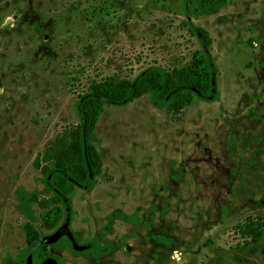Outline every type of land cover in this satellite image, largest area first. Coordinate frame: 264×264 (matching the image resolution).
<instances>
[{
  "label": "rangeland",
  "instance_id": "1",
  "mask_svg": "<svg viewBox=\"0 0 264 264\" xmlns=\"http://www.w3.org/2000/svg\"><path fill=\"white\" fill-rule=\"evenodd\" d=\"M195 52L210 59L212 96L177 110L149 94L105 105L101 174L41 227L37 201L55 195L47 150L72 141L80 97ZM262 221L264 0L205 15L184 0H0V264H264V236L247 227Z\"/></svg>",
  "mask_w": 264,
  "mask_h": 264
},
{
  "label": "trees",
  "instance_id": "2",
  "mask_svg": "<svg viewBox=\"0 0 264 264\" xmlns=\"http://www.w3.org/2000/svg\"><path fill=\"white\" fill-rule=\"evenodd\" d=\"M193 1L199 15L222 9L228 0H184V8ZM204 47L211 46L204 29L197 28ZM149 94L156 104L177 110L191 105L198 96H212V67L209 57L203 52H195L189 64L166 71L159 66H150L140 72L134 80L107 79L92 85L78 101L77 113L79 124L71 142L61 138L47 150L46 166L42 169L45 180L55 195L37 201L36 194H31L29 202H36L46 213L41 216V227L53 230L63 216V198H71L77 188L91 189L95 178L101 174V159L93 139L96 123L103 107L107 104L120 105ZM252 230V238L264 236V221L260 224L251 222L247 226ZM26 242L38 259L48 257L45 248L35 231L30 227ZM18 264H26L20 258Z\"/></svg>",
  "mask_w": 264,
  "mask_h": 264
}]
</instances>
